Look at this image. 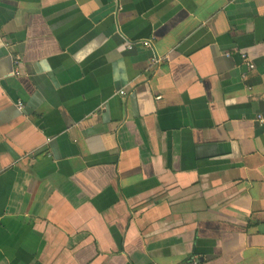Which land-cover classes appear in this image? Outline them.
<instances>
[{"label": "crops", "instance_id": "1", "mask_svg": "<svg viewBox=\"0 0 264 264\" xmlns=\"http://www.w3.org/2000/svg\"><path fill=\"white\" fill-rule=\"evenodd\" d=\"M0 264H264V0H0Z\"/></svg>", "mask_w": 264, "mask_h": 264}, {"label": "built area", "instance_id": "2", "mask_svg": "<svg viewBox=\"0 0 264 264\" xmlns=\"http://www.w3.org/2000/svg\"><path fill=\"white\" fill-rule=\"evenodd\" d=\"M137 47H141V48H145V49H152L153 48V42L152 41H140V42H137V43H129L127 45V51H134ZM243 61L245 62V65L248 67V69L250 70H254L255 69V64L253 63V61L247 56V55H243ZM15 65L16 66H20V60H17L15 62ZM16 75H20V71H16L15 72ZM122 95L125 94V92H121ZM18 108L20 111H23L24 109V106L22 105V103H19L18 104Z\"/></svg>", "mask_w": 264, "mask_h": 264}]
</instances>
